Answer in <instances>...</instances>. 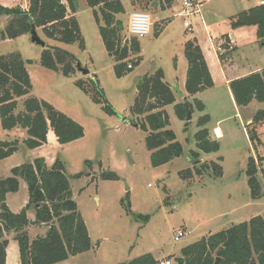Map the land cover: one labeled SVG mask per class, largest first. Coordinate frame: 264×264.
I'll return each instance as SVG.
<instances>
[{
  "label": "rangeland",
  "instance_id": "1",
  "mask_svg": "<svg viewBox=\"0 0 264 264\" xmlns=\"http://www.w3.org/2000/svg\"><path fill=\"white\" fill-rule=\"evenodd\" d=\"M257 1L211 0L202 7V18L192 19L196 24L191 31L183 25V16L177 14L165 29L160 30L162 21L168 16L171 18V9L164 8L159 1L153 6L122 0L125 13L118 14V19L123 21L121 34L124 42L129 37V15L134 9L150 12L153 25L150 34L139 38L142 61L121 78L116 75V61L104 45L95 10L87 0H76L75 13L69 9V15L75 14L80 24L84 48L79 42L66 44L50 39L42 28H37L46 45L60 46L73 53L81 65L90 70L87 76L79 70L75 75L65 76L45 68L40 63L44 48L31 41L30 33L12 39L4 38L8 17L0 18V56L19 52L25 60H32L27 64L32 74L31 95L48 101L85 128L82 138L64 145H49L45 150L48 158L55 156L65 164L73 198L92 239V249L70 263L122 264L151 253L160 262L169 259L172 264H179L175 256L181 255L183 247L264 213V177L261 172L264 160L258 161L262 198L251 197L247 175L249 158L264 155V123L258 127L260 143L251 142L244 131L253 114L264 110V103L254 102L251 108L237 114L228 88L220 86L203 94L207 107L204 111L194 107L192 119L188 122L176 116L173 104L167 105L170 127L184 151L172 162L158 167L151 164V152L146 146L148 133L139 124L146 114L135 115L132 112L139 95L138 87L143 83V90L146 75L162 69L164 80L173 83L177 82V77L182 79L186 76L185 38L193 37V32L200 31V37L209 35L215 41L222 39L232 29L229 25L231 16L253 7ZM28 2L15 0L13 3L22 7ZM64 2L67 3L66 0ZM174 4L181 7L182 0H174ZM157 30H160L158 35ZM231 31L237 41L231 53L234 62L244 70L264 68V46L258 43L257 27H239ZM227 40L229 38L222 39V43ZM138 57L139 54H131L127 62L134 64ZM77 79L88 81L95 94L96 83L116 113H109L104 103L96 102L92 95L78 87ZM19 107L23 108V102ZM229 112L233 117L218 123L219 118ZM204 113L210 115L208 128L213 131L214 126L221 124L224 137L219 139L221 148L218 152H201V159L195 158L192 150L197 151L194 134L198 130V118ZM2 129L0 124V131ZM29 149L22 143L11 161L27 158ZM216 154L223 157L224 172L221 177H214L211 170L207 172L202 166V162L217 160ZM197 159L200 161L196 163ZM86 160L91 161L90 166ZM186 168L204 171L184 181L180 171ZM106 171L116 172L120 179H102L101 174ZM78 173L83 174L76 177ZM129 203L135 214L147 215L148 219L143 221L128 214L126 205ZM179 229L186 234L176 240Z\"/></svg>",
  "mask_w": 264,
  "mask_h": 264
},
{
  "label": "trees",
  "instance_id": "2",
  "mask_svg": "<svg viewBox=\"0 0 264 264\" xmlns=\"http://www.w3.org/2000/svg\"><path fill=\"white\" fill-rule=\"evenodd\" d=\"M29 0L28 9L21 6L8 7L0 4V18L7 16V24L3 33L4 38H16L29 33L32 24L42 28L44 34L50 38L66 44L79 42L84 48L80 24L75 14L69 15V9L75 13L76 0ZM134 3L152 4L159 1L164 8L171 7L173 0H133ZM89 6L95 10L99 31L108 53L115 59L116 75L121 78L133 68H128V58L131 54L141 51L138 38H132L130 45L123 43V21L118 14L125 13L122 0H87ZM233 29L245 26H256L258 42L264 46V3L243 10L231 18ZM169 19L162 21L163 26ZM157 30L156 34L160 33ZM229 40L221 44L224 49L219 53L220 59L225 61L234 51ZM185 54L188 60L186 90L189 96L212 88L214 80L204 56L203 50L196 37L185 43ZM142 58L134 61V67L139 65ZM77 58L70 51L60 46H48L43 49L40 63L47 69L61 72L65 76H72L78 72ZM32 60H25L21 53L12 52L0 56V120L3 129L11 130L21 127L27 130L28 137L24 140L30 149L40 147L48 142V131H54L60 144H67L85 135L82 124L57 109L48 101L31 95L33 82L27 64ZM76 85L84 92L93 96L94 100L104 103L106 110L115 114V110L108 104L102 89L95 83V89L88 81L77 79ZM230 88L238 106H247L256 100L264 102V69L253 72L230 82ZM189 96L182 102H177L175 92L164 80V72L159 69L152 75H146L144 88L136 98L132 107L135 115L146 114L139 122L148 133L146 137L147 149L151 152V164L154 167L172 162L183 154V145L178 140L175 131L170 127L169 115L165 109L173 104L176 116L186 121L188 110L194 112V107L204 111V103L196 97L189 101ZM23 101V109L19 110V99ZM264 119V110L257 111L253 122L259 123ZM210 115L204 113L197 121L198 130L194 134L196 150H192L195 158L200 153L218 152L221 144L213 139L207 124ZM188 122V121H187ZM186 122V124H187ZM251 142L260 143L258 131L254 128L248 131ZM18 139L12 141L0 140V160L12 156L19 147ZM264 156L248 160L247 175L250 194L253 199L263 196L262 184L258 178V161ZM200 160L197 159L196 163ZM218 162H202L203 169L214 177L223 175V166ZM91 165L90 160H86ZM264 177V167H261ZM199 168H186L180 171V177L187 181L195 174L204 171ZM83 173L75 176L80 177ZM19 178H23L28 185L29 203L18 213L13 212L7 202V194L17 192L20 187ZM104 180H119L120 176L114 171L101 174ZM264 179V178H263ZM124 201V199H122ZM33 206L36 211L35 221L28 218V208ZM126 211L135 219L146 221L147 215L135 214L130 203ZM50 224L45 236L30 238L27 228L30 224ZM15 232L18 241L21 264H56L89 251L92 248L90 233L78 204L73 198L70 180L66 174V167L62 160L56 159L49 167L44 157H38L33 162H25L12 169V176L0 180V264L6 263L7 246L9 240L6 234ZM264 264V214L256 215L248 221L234 224L231 227L211 235L202 237L181 249V255L176 258L179 264ZM122 264H159V260L151 253L131 259Z\"/></svg>",
  "mask_w": 264,
  "mask_h": 264
},
{
  "label": "crops",
  "instance_id": "3",
  "mask_svg": "<svg viewBox=\"0 0 264 264\" xmlns=\"http://www.w3.org/2000/svg\"><path fill=\"white\" fill-rule=\"evenodd\" d=\"M14 1L15 0H0V4H2L4 6H8V7H14V6H16V4L13 3ZM263 2H264V0H258L256 5L261 4ZM28 3H26L25 5H22V7L24 9H28V7H29ZM166 8L171 9V10H169V12H171V18H169V16L167 17L169 20L164 25V29L168 26V23H170L173 16L180 9V7L175 5L174 2H173V5L171 7H166ZM133 9H134V7H133ZM133 11H135V9ZM117 18H118V15H117ZM197 22H199V21H197ZM202 23H203V21H202ZM195 24L196 23L193 22V27H192V29H189V30L194 31ZM183 25H184V19H183ZM197 25H198V23H197ZM229 25L231 27V19H230ZM245 27H248V26H245ZM241 28H244V27H241ZM231 30L227 34H225L222 39L229 38V40L231 41V43L234 47V46H236L237 41L234 38L233 32ZM193 33L195 34L193 37L197 38V40H198V42H199V44L203 50L204 56L206 58L207 64L209 66L210 72H211L213 80H214V86L212 88H209L207 90H204L202 92L197 93L194 97L189 96L187 93V90H186V78H187V70H186V76L184 75L182 79L177 77V80H176L177 82L173 83V82H169L167 80V82L169 83V85L171 86L172 89L174 86H178L184 94V96L182 98H180V97H177V95L175 93L177 102L181 101L182 99H184L185 97H188V96H189V101H193V99L196 97L197 99L201 100L204 103L205 108H206L207 107V101H206V99H204V97H202L203 94L205 92H208L211 90L214 91L216 88H218L220 86H226L228 88L230 95H231L232 102L234 104V108H235L237 114H239L241 112V110H243V109L251 108V106L254 104V102H259V101L254 100L247 106H238L236 104L234 96L232 94V91L230 88V82L234 79L244 77V76L249 75L253 72L262 71L264 68L263 67H261V68L251 67V68H247L246 70H244V68L242 66H240L239 64H236L234 62L232 54L228 56V58H227L228 60L226 62L222 61L220 59V56H219L221 49H223L221 47L222 39H218L215 41L214 38L212 36H209V35L207 37H200L199 36L200 31L198 33H195V32H193ZM190 38H192V37H190ZM190 38L184 39V42H183L184 46H185L186 41ZM140 48H141V42H140ZM139 56L142 58L141 51L139 53ZM187 69H188V66H187ZM29 73H30V71H29ZM30 75H32V74H30ZM173 91H174V89H173ZM25 98L26 97H22L19 99V106H20V103L25 100ZM21 99H22V101H20ZM261 103H264V102H261ZM18 109L22 110L23 108L19 107ZM165 109H166V107H165ZM260 110H262V109H260ZM256 113L253 114L254 116H252L251 119L249 120V126L244 127V131L247 134H248V131H250L254 128L258 131V127L264 123V119L257 124L253 122ZM231 117H233L232 112H229L227 115L220 117L218 120V123L222 120H225V119H228ZM0 124H1V120H0ZM2 130L3 131H0V140H3V141H6V140L12 141V140L18 139L20 141V145H21L22 143H24V140L28 137L27 130L24 128H21V127H16V128L11 129V130H6V129H2ZM215 130H217L219 135H217L215 133ZM210 132H211L212 137L217 139L219 142H220L219 139H222L224 137V131H223L221 124H217L216 126H214L213 131L210 130ZM258 134L260 137L259 132H258ZM248 136H249V134H248ZM47 137H48V142L46 144H44L40 147L34 148V149H29L30 153L28 154L27 158H25L26 160L25 159H18V161L12 162L15 158L14 156L17 155V153L19 151L20 145H19L18 150L12 156L0 160V180L12 176V169L14 167H16L20 164H23L25 162H33L34 159H36L38 157H44L46 159L47 165L49 167H51L56 161L55 156L48 158V155L45 153V150L49 145L58 146V145H62V144H60L58 142L57 137H56L54 131L52 130V128L49 129ZM249 139H250V137H249ZM260 141L262 142L261 138H260ZM215 157L217 158V160H210V161L218 162V160L220 158L223 161L222 156L218 157L216 154ZM200 158L202 159V156H200ZM222 161L220 162L221 165H222ZM19 181H20L19 190L17 192L8 193L7 199H6V202L9 206V208L15 213L20 212L29 203V200H30L27 182L23 178H19ZM97 199L99 200V198H97ZM27 214H28V218L30 219V221H35L36 211H35V208L33 206L28 208ZM49 229H50V224H45V223L44 224H30L27 228V231L30 235H32L30 237H31V239H33L37 236H45L48 233ZM15 235H16V233L14 231L10 232L9 234H6V238L9 240V243L7 246V257H6V263L5 264H21L19 244H18V241L15 239ZM90 237H91V235H90ZM91 241H92V239H91ZM92 247H93V245H92ZM84 253H86V252H84ZM81 254H83V253H81ZM81 254L71 256L69 259L62 261V262H58L56 264H72L70 262H72V260L74 258H76L77 256H79ZM178 256H180V253L177 254L175 256V258H177ZM167 260H169V259H167ZM162 262H164V261H161V262L159 261V264H164ZM171 264H172V261H171Z\"/></svg>",
  "mask_w": 264,
  "mask_h": 264
},
{
  "label": "built area",
  "instance_id": "4",
  "mask_svg": "<svg viewBox=\"0 0 264 264\" xmlns=\"http://www.w3.org/2000/svg\"><path fill=\"white\" fill-rule=\"evenodd\" d=\"M211 0H182V4L180 9L177 11V15L183 16L184 18V26L187 29H192L193 27V18L201 17V9L202 7ZM153 25V21L151 18V14L145 10H136L133 11L129 16V23H128V34L129 37L125 40L124 43L130 45L132 38H140L145 37L146 35L150 34L151 28ZM230 47H232L231 42L229 43ZM224 49H221L223 52ZM128 68H134V64L129 63ZM217 135L218 132L215 130ZM186 232L183 229H179L175 236L176 240H179L183 237ZM164 264H171L170 260H166L162 262Z\"/></svg>",
  "mask_w": 264,
  "mask_h": 264
},
{
  "label": "water",
  "instance_id": "5",
  "mask_svg": "<svg viewBox=\"0 0 264 264\" xmlns=\"http://www.w3.org/2000/svg\"><path fill=\"white\" fill-rule=\"evenodd\" d=\"M157 4H158L157 1H154L152 3L153 6H155ZM29 33H30L32 42H34V43H36L38 45H41L43 48L46 47V42L40 37V35H39L38 31H37V28L35 27L34 24H32V28H31ZM76 65H77V69L83 75H85V76L90 75V70L87 69V68H84L79 61L77 62ZM142 86H143V83L138 87L139 92L142 90ZM173 89H174L175 92L178 93L179 97H183L184 96L183 92L181 91V89L178 86H174ZM191 119H192V111L189 109L186 121H190ZM136 126H138V123H136ZM219 261H220V257H217L216 261H215V264H218Z\"/></svg>",
  "mask_w": 264,
  "mask_h": 264
}]
</instances>
